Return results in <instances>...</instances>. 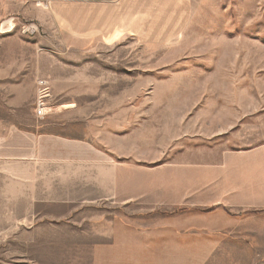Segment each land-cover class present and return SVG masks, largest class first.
<instances>
[{
	"label": "rangeland",
	"instance_id": "obj_1",
	"mask_svg": "<svg viewBox=\"0 0 264 264\" xmlns=\"http://www.w3.org/2000/svg\"><path fill=\"white\" fill-rule=\"evenodd\" d=\"M31 7L3 16V65L26 71L21 102L41 70L46 100L77 104L83 122L90 102L113 109V135L98 120L97 137L113 144L114 211L82 212L79 254L14 240L0 243V264H264V0H188L180 31L155 43L72 39L34 26Z\"/></svg>",
	"mask_w": 264,
	"mask_h": 264
},
{
	"label": "crops",
	"instance_id": "obj_2",
	"mask_svg": "<svg viewBox=\"0 0 264 264\" xmlns=\"http://www.w3.org/2000/svg\"><path fill=\"white\" fill-rule=\"evenodd\" d=\"M27 3L34 26L104 43L124 33L145 43L168 39L180 31L188 13V0H0V40L8 7ZM9 72L0 52V243L24 240L29 252L79 254L82 212L89 207L110 220L114 211L113 144L97 137L98 120L100 131L110 126L113 135L114 111L104 103L98 112V104L90 102L87 125L77 104L47 101V114L38 118L33 103L38 79L33 78L41 70L29 71V102L17 96L16 77H26L25 69L13 76ZM7 84L14 87L8 99L1 93ZM20 109L26 110L24 117ZM98 215L89 220L100 222ZM92 248L107 253L114 246L94 242Z\"/></svg>",
	"mask_w": 264,
	"mask_h": 264
},
{
	"label": "built area",
	"instance_id": "obj_3",
	"mask_svg": "<svg viewBox=\"0 0 264 264\" xmlns=\"http://www.w3.org/2000/svg\"><path fill=\"white\" fill-rule=\"evenodd\" d=\"M25 31H35L34 27L27 26L23 28ZM47 96H48V86L44 79H39L37 81L36 97L34 102V113L36 117L42 118L47 114Z\"/></svg>",
	"mask_w": 264,
	"mask_h": 264
},
{
	"label": "bare ground",
	"instance_id": "obj_4",
	"mask_svg": "<svg viewBox=\"0 0 264 264\" xmlns=\"http://www.w3.org/2000/svg\"><path fill=\"white\" fill-rule=\"evenodd\" d=\"M9 21H4L3 23H2V31L3 32H7L9 29L11 30V26L9 27ZM7 26L9 27V28H7ZM71 106V105H70ZM67 108V107H66Z\"/></svg>",
	"mask_w": 264,
	"mask_h": 264
}]
</instances>
